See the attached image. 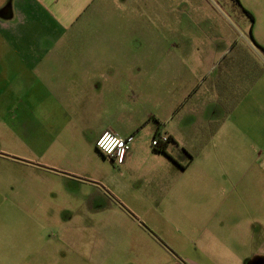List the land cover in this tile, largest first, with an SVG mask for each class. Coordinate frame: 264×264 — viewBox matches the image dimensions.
<instances>
[{"label": "crops", "instance_id": "0c3cea01", "mask_svg": "<svg viewBox=\"0 0 264 264\" xmlns=\"http://www.w3.org/2000/svg\"><path fill=\"white\" fill-rule=\"evenodd\" d=\"M106 1L0 0V157L72 187V221L102 217L96 264H264V44L219 9L171 14L201 2L145 24ZM105 131L134 135L122 165Z\"/></svg>", "mask_w": 264, "mask_h": 264}, {"label": "rangeland", "instance_id": "374dc122", "mask_svg": "<svg viewBox=\"0 0 264 264\" xmlns=\"http://www.w3.org/2000/svg\"><path fill=\"white\" fill-rule=\"evenodd\" d=\"M169 1L110 0L105 5L116 10L109 21L125 18L129 7L128 22L149 24L156 23L157 18L160 22L170 21L166 4ZM181 1L175 0V3ZM192 1L201 2L203 11L198 10L197 3H191L190 8L177 7L178 15L171 14L186 21L185 11L189 9L191 18L197 22L202 20L200 12L204 18L208 12L212 16L214 10L219 9V21L224 19L228 24L227 33H232L230 24L235 28L237 25L245 32L242 36L264 44V0H208V5L206 0ZM124 7L127 8L122 14L120 8ZM157 7L161 11L155 12ZM216 32L210 29V33ZM134 35V30L128 32V37ZM144 35L152 37L150 31H145ZM136 107H133L135 113ZM7 131V127L0 125L1 136ZM7 144L8 139L0 137V153L8 151ZM69 190L73 191L72 187L58 180L32 175L28 167L18 164L15 159L10 161L0 157V264H96L92 252L104 244V235L97 231H103L105 223L98 217L94 232L91 230L93 223L72 221L73 199L63 192ZM85 210L88 213L90 208ZM115 224L120 226L122 223Z\"/></svg>", "mask_w": 264, "mask_h": 264}, {"label": "built area", "instance_id": "2783aa9c", "mask_svg": "<svg viewBox=\"0 0 264 264\" xmlns=\"http://www.w3.org/2000/svg\"><path fill=\"white\" fill-rule=\"evenodd\" d=\"M106 133L110 134V136L112 138H118V139L122 140V142H123L122 143V148H123V154L122 155H121V146H119V145L113 150V152L111 154L107 153L103 148H101L99 146L98 142L103 138V136ZM134 141H135L134 135L124 137V136H121L120 134L115 133L113 131H105L98 138V140L96 142V148L106 158L111 159L117 165H122L125 162L127 155L129 153V151L131 150V147H132ZM168 142H169V138L167 136L156 137L152 142V146L154 149H160L162 144H166Z\"/></svg>", "mask_w": 264, "mask_h": 264}, {"label": "clouds", "instance_id": "9594fccd", "mask_svg": "<svg viewBox=\"0 0 264 264\" xmlns=\"http://www.w3.org/2000/svg\"><path fill=\"white\" fill-rule=\"evenodd\" d=\"M122 143V140L118 138H112L110 134L107 133L98 142L99 146L109 154H111L118 145L121 146V155L123 154Z\"/></svg>", "mask_w": 264, "mask_h": 264}, {"label": "trees", "instance_id": "16d2710c", "mask_svg": "<svg viewBox=\"0 0 264 264\" xmlns=\"http://www.w3.org/2000/svg\"><path fill=\"white\" fill-rule=\"evenodd\" d=\"M238 2H240L239 0H237ZM249 15H251L250 13H249ZM263 51H264V49H263V47H260Z\"/></svg>", "mask_w": 264, "mask_h": 264}]
</instances>
